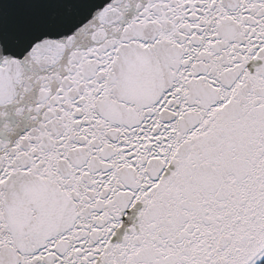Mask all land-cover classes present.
Instances as JSON below:
<instances>
[{"label": "water", "instance_id": "obj_1", "mask_svg": "<svg viewBox=\"0 0 264 264\" xmlns=\"http://www.w3.org/2000/svg\"><path fill=\"white\" fill-rule=\"evenodd\" d=\"M264 255V0H0V264Z\"/></svg>", "mask_w": 264, "mask_h": 264}, {"label": "trees", "instance_id": "obj_2", "mask_svg": "<svg viewBox=\"0 0 264 264\" xmlns=\"http://www.w3.org/2000/svg\"><path fill=\"white\" fill-rule=\"evenodd\" d=\"M260 264H264V259L261 261V263Z\"/></svg>", "mask_w": 264, "mask_h": 264}]
</instances>
